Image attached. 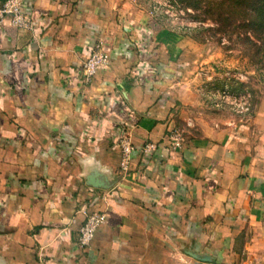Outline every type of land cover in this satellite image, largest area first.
Masks as SVG:
<instances>
[{"label":"crops","instance_id":"0c3cea01","mask_svg":"<svg viewBox=\"0 0 264 264\" xmlns=\"http://www.w3.org/2000/svg\"><path fill=\"white\" fill-rule=\"evenodd\" d=\"M23 6L30 29L0 25V264H264V134L194 108L125 0ZM95 43L108 63L84 83Z\"/></svg>","mask_w":264,"mask_h":264},{"label":"rangeland","instance_id":"374dc122","mask_svg":"<svg viewBox=\"0 0 264 264\" xmlns=\"http://www.w3.org/2000/svg\"><path fill=\"white\" fill-rule=\"evenodd\" d=\"M125 1L151 18L155 47L163 41L167 66L176 64L170 80L194 108L241 121L254 136L264 134L263 42L235 21L239 17L232 13L233 21L219 22V12L226 9L214 0H206L198 10L182 0Z\"/></svg>","mask_w":264,"mask_h":264},{"label":"built area","instance_id":"2783aa9c","mask_svg":"<svg viewBox=\"0 0 264 264\" xmlns=\"http://www.w3.org/2000/svg\"><path fill=\"white\" fill-rule=\"evenodd\" d=\"M7 21L12 27L18 29H30L34 25L33 18L24 10L23 0H2L0 1V25ZM108 57L105 54L104 48L100 43H95L90 48L89 54L82 61L80 69L83 73V82L89 83L96 72L106 66ZM169 140L171 141V149H176L181 146L182 134L178 129H172L169 132ZM115 146L119 151V168L122 172L128 171L129 164L132 159V154L135 146L131 141L129 132L124 129L120 131L115 141ZM154 148L151 142L143 146V151L148 152ZM103 216L99 213H93L86 216L78 229V243L80 246L87 245L96 228L99 226Z\"/></svg>","mask_w":264,"mask_h":264},{"label":"trees","instance_id":"16d2710c","mask_svg":"<svg viewBox=\"0 0 264 264\" xmlns=\"http://www.w3.org/2000/svg\"><path fill=\"white\" fill-rule=\"evenodd\" d=\"M191 8L198 10L205 4L206 0H182ZM213 1V0H210ZM214 2L221 8H225L218 14V21L227 23L233 21L231 14L234 13L237 17L235 21L243 24L247 31L252 32L253 38L256 41L263 42L262 54L264 55V0H214ZM220 11V10H219ZM239 19V20H238ZM234 24V23H233ZM237 26V25H236ZM246 39L253 46H258L255 42L246 36Z\"/></svg>","mask_w":264,"mask_h":264}]
</instances>
